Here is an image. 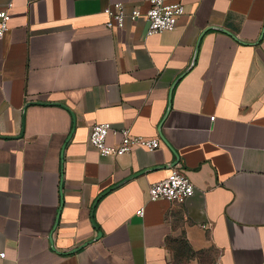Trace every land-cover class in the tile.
Returning <instances> with one entry per match:
<instances>
[{"label":"crops","instance_id":"obj_1","mask_svg":"<svg viewBox=\"0 0 264 264\" xmlns=\"http://www.w3.org/2000/svg\"><path fill=\"white\" fill-rule=\"evenodd\" d=\"M165 2L148 36L104 13L146 0H0V264H264V0ZM102 123L161 146L102 157ZM175 165L196 193L150 201Z\"/></svg>","mask_w":264,"mask_h":264},{"label":"built area","instance_id":"obj_2","mask_svg":"<svg viewBox=\"0 0 264 264\" xmlns=\"http://www.w3.org/2000/svg\"><path fill=\"white\" fill-rule=\"evenodd\" d=\"M146 1L149 4V8L145 14L136 7L130 10L127 9L123 3H115L105 8L104 13L109 18L106 26L111 30L114 28H124L128 19L135 21L145 17L149 23L148 36L170 32L177 27L179 19L184 14V6L181 3L166 4L165 0ZM12 7L13 5L10 3L6 10L0 11V40L3 39L9 29L10 15L8 10ZM211 120H214V117ZM111 132L120 137V141L116 145H109L107 143ZM89 142L102 157H120L130 153L135 148L155 152L161 146L160 138H146L132 135L131 131L125 128L114 130L110 123L96 124L91 127ZM195 193L196 188L192 181L178 165H175L172 167L170 175L164 181L151 185L149 198L150 201H168L181 204ZM143 212L144 209H141L137 214L142 216ZM0 257L5 258V253H0Z\"/></svg>","mask_w":264,"mask_h":264}]
</instances>
